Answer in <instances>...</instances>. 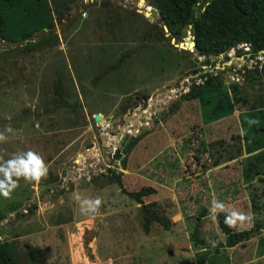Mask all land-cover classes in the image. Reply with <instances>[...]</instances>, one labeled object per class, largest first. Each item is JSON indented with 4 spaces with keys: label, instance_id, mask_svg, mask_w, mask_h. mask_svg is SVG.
Segmentation results:
<instances>
[{
    "label": "rangeland",
    "instance_id": "374dc122",
    "mask_svg": "<svg viewBox=\"0 0 264 264\" xmlns=\"http://www.w3.org/2000/svg\"><path fill=\"white\" fill-rule=\"evenodd\" d=\"M48 4L51 34L0 42V133L7 137L0 163L33 151L48 169L39 182L20 178L9 198L0 195V242L12 244L19 264H264V228L231 249L199 250L190 240L202 209L200 238L208 244L224 243L218 213L247 218L230 226L235 231L264 224V73L255 59L242 58V45L199 57L171 44L190 38L182 34L143 39L159 21L154 0ZM222 71L227 83L219 91L182 99ZM248 71L253 78L245 79ZM57 77L81 111L45 109ZM172 103L178 109L168 114ZM141 134L123 170L114 152ZM108 170L122 173V189ZM145 187L156 193L142 204L124 193ZM97 198L98 212L81 211V201ZM147 204L170 220L169 230L151 224L145 232L140 207Z\"/></svg>",
    "mask_w": 264,
    "mask_h": 264
},
{
    "label": "trees",
    "instance_id": "16d2710c",
    "mask_svg": "<svg viewBox=\"0 0 264 264\" xmlns=\"http://www.w3.org/2000/svg\"><path fill=\"white\" fill-rule=\"evenodd\" d=\"M159 21L150 24L148 32L143 39L163 41L169 35L174 37L181 35L184 27L188 31L194 43V51L197 56L217 58L226 55L233 48L241 44H250V57H254L259 51H264V0H154ZM197 7V10L195 9ZM60 17L64 13L61 6L57 10ZM199 13V14H198ZM54 21L48 0H0V35L2 43L18 45L28 43L34 37L40 36L45 31L51 34ZM164 27L168 32H165ZM45 37V36H44ZM43 37V38H44ZM50 37L47 36V39ZM127 57L122 56L110 64L111 71H116L121 62ZM245 79L253 78V72L248 71ZM208 82V84H207ZM202 87H197L190 94L182 96L183 100L201 98L205 93L219 91L223 87V80L209 78ZM230 89L237 91V84H230ZM128 103L121 106L120 111L128 109ZM76 112L82 110L78 101H73L64 93L59 77L52 86V100L48 106L53 112L59 108ZM178 109V103H172L168 114ZM142 134L136 138L126 139L121 149H116L113 159L118 161L123 170L126 169V160L129 153L142 138ZM110 180L122 189V173L115 174L108 170ZM264 183V178L260 179ZM128 198L136 204H142V198L156 193L154 188L145 187L136 192H124ZM140 213L143 219L145 232L151 224H157L164 230H169L171 222L165 216L159 214L152 204L142 205ZM206 210L202 209L194 218L190 240L195 249H231L248 242L254 231L262 230L264 224H257L255 229L235 231L226 223V213L217 214V225L224 236L223 244H208L200 238L203 226V218ZM5 215L0 212V222ZM0 264H19L17 252L12 244L0 242Z\"/></svg>",
    "mask_w": 264,
    "mask_h": 264
},
{
    "label": "clouds",
    "instance_id": "9594fccd",
    "mask_svg": "<svg viewBox=\"0 0 264 264\" xmlns=\"http://www.w3.org/2000/svg\"><path fill=\"white\" fill-rule=\"evenodd\" d=\"M11 131V129H7ZM7 137L4 133H0V142H6ZM47 166L41 156L33 151L21 153L15 155L12 159L6 162L0 163V195L5 198H9L12 191L15 190L18 185V180L23 178L25 181L39 182L42 177L47 174ZM16 179H13V178ZM79 199V197H77ZM102 201L100 199L95 200H83L81 201V211L96 213L99 210ZM217 209H223L224 205L219 202H214L213 205ZM247 219L243 214L233 211L230 216L226 217V223L229 226H233L237 220L244 221Z\"/></svg>",
    "mask_w": 264,
    "mask_h": 264
},
{
    "label": "water",
    "instance_id": "95a60500",
    "mask_svg": "<svg viewBox=\"0 0 264 264\" xmlns=\"http://www.w3.org/2000/svg\"><path fill=\"white\" fill-rule=\"evenodd\" d=\"M195 9L197 10V7H195ZM138 13H139V14H143L145 17H148V16H149V13H148V12L138 11ZM155 13H156V11L153 10L152 15H153L154 17H158V15L155 14ZM198 14H199V13H198ZM187 29H188V26L186 25V26L184 27L183 31H182V35L185 36V37H186V36H190V32H189ZM53 30H54V28H53ZM164 30H165V32H168L166 27H164ZM44 32H45V31H44ZM0 42H2V37H1V35H0ZM171 44H173L176 48H181V49L191 48L192 50H194V43H193V40H192L191 36H190V38H188L185 42H181V43H179L178 45H175V44H174V40L171 39ZM233 49H236V47L233 48ZM199 57H200V56H199ZM194 62L197 63L198 60H197V59H194ZM260 73H264V62H263V64H262L261 67H260ZM215 78H218V79L223 80L224 84L227 83V81H226L227 78H226V76H224V72H223V71L221 72L220 76H215ZM233 82H234L233 80H230V81H228V84H231V83H233ZM207 84H208V82H207ZM194 89H195V87H193V88L191 89V91H194ZM188 94H190V92H188ZM143 99H144V98H143ZM140 103H141V101H140ZM130 113H131V112H130ZM117 116H119V113L115 114V115H114L113 117H111V118H108L107 121H112L113 119L117 118ZM94 119H95L96 121H99V120H101V116L96 115V116H94ZM82 184H86V181H85V180H82ZM71 188H73V186H71Z\"/></svg>",
    "mask_w": 264,
    "mask_h": 264
},
{
    "label": "built area",
    "instance_id": "2783aa9c",
    "mask_svg": "<svg viewBox=\"0 0 264 264\" xmlns=\"http://www.w3.org/2000/svg\"><path fill=\"white\" fill-rule=\"evenodd\" d=\"M241 45L244 48V52H245L242 53V58L250 57L251 45L250 44H241ZM253 58L255 59V65L259 64L258 66L261 67V65L264 62V51H259L257 54H254Z\"/></svg>",
    "mask_w": 264,
    "mask_h": 264
},
{
    "label": "flooded vegetation",
    "instance_id": "af4514ba",
    "mask_svg": "<svg viewBox=\"0 0 264 264\" xmlns=\"http://www.w3.org/2000/svg\"><path fill=\"white\" fill-rule=\"evenodd\" d=\"M252 72H253V71H252ZM253 73H254V72H253ZM192 88H193V87H192ZM192 88H191V89H192ZM195 89H196V87H195ZM195 89H194V90H195ZM190 92H192V91L190 90ZM137 101H138V103H140L141 100H138V99H137ZM140 104H143V102L141 101ZM144 104H145V102H144ZM71 186H72V185H71ZM71 186H70V188H71Z\"/></svg>",
    "mask_w": 264,
    "mask_h": 264
},
{
    "label": "bare ground",
    "instance_id": "6f19581e",
    "mask_svg": "<svg viewBox=\"0 0 264 264\" xmlns=\"http://www.w3.org/2000/svg\"><path fill=\"white\" fill-rule=\"evenodd\" d=\"M148 10V9H147ZM249 74V73H248ZM248 74L246 75V77L248 76Z\"/></svg>",
    "mask_w": 264,
    "mask_h": 264
}]
</instances>
